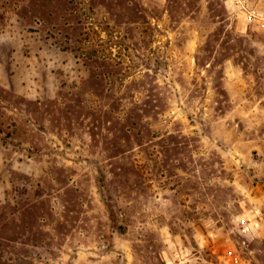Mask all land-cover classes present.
<instances>
[{
	"label": "rangeland",
	"instance_id": "374dc122",
	"mask_svg": "<svg viewBox=\"0 0 264 264\" xmlns=\"http://www.w3.org/2000/svg\"><path fill=\"white\" fill-rule=\"evenodd\" d=\"M0 264H264V0H0Z\"/></svg>",
	"mask_w": 264,
	"mask_h": 264
}]
</instances>
